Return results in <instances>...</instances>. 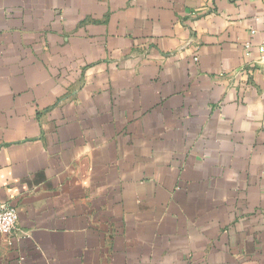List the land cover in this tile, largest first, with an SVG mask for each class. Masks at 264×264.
<instances>
[{"label": "crops", "instance_id": "1", "mask_svg": "<svg viewBox=\"0 0 264 264\" xmlns=\"http://www.w3.org/2000/svg\"><path fill=\"white\" fill-rule=\"evenodd\" d=\"M263 14L0 0V264H264Z\"/></svg>", "mask_w": 264, "mask_h": 264}, {"label": "built area", "instance_id": "2", "mask_svg": "<svg viewBox=\"0 0 264 264\" xmlns=\"http://www.w3.org/2000/svg\"><path fill=\"white\" fill-rule=\"evenodd\" d=\"M264 23V14L259 18ZM255 33V30H251ZM264 47V39L262 42ZM245 52L248 54L250 43L245 44ZM17 227V210L6 204H0V233L11 234Z\"/></svg>", "mask_w": 264, "mask_h": 264}]
</instances>
